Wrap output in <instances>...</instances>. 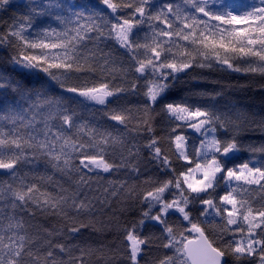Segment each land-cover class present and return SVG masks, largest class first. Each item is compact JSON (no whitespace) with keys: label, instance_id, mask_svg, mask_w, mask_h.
<instances>
[{"label":"snow or ice","instance_id":"snow-or-ice-1","mask_svg":"<svg viewBox=\"0 0 264 264\" xmlns=\"http://www.w3.org/2000/svg\"><path fill=\"white\" fill-rule=\"evenodd\" d=\"M24 9L0 20V47L34 78L0 72L16 97L0 110V264H264V158L236 162L264 157L240 139L264 119L202 102L218 92L168 99L192 69L264 77V0Z\"/></svg>","mask_w":264,"mask_h":264},{"label":"trees","instance_id":"trees-1","mask_svg":"<svg viewBox=\"0 0 264 264\" xmlns=\"http://www.w3.org/2000/svg\"><path fill=\"white\" fill-rule=\"evenodd\" d=\"M27 0H11L10 5L6 12H0V20H8L9 15L14 12L24 11V5ZM64 3H71L77 6H88L89 8L98 5V0H62ZM46 24L56 26V22L50 18H45ZM2 31V28H0ZM14 52L12 49L0 47V72L7 73L15 80L31 86L33 83V76L27 72L14 70L10 63V56ZM197 77V79H193ZM203 77V79H201ZM205 92V93H221L214 101L210 99H203V103H215L218 107L235 106L236 108L250 113L254 119L259 121L264 119V77L243 75L241 73L232 71H222L220 69H192L187 73L180 74V80L176 83L175 87L168 93L169 100H179L182 96L191 95L192 93ZM15 100L14 94L7 89L0 90V110L4 107V100ZM123 103L130 106L137 105L143 102V97L139 95L127 94L122 98ZM158 110V109H157ZM164 117L163 115L156 116L155 127L157 135H162ZM191 134V133H190ZM240 139L245 144H261L264 143V134L260 131H246L240 134ZM259 160L262 157L260 153L253 156L251 153L242 152L239 154L237 163L248 159ZM42 170V169H41ZM143 178V177H142ZM138 213L133 212L127 214V220L132 221L137 217ZM145 234H158L159 228L149 224L144 229ZM85 233V236H88ZM91 239L99 240L101 237L95 235ZM106 242H114L119 245L121 234L113 231L107 237L103 238ZM122 247V246H121ZM154 254H158L155 253ZM115 264H127L126 261L117 258Z\"/></svg>","mask_w":264,"mask_h":264}]
</instances>
